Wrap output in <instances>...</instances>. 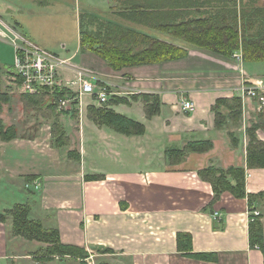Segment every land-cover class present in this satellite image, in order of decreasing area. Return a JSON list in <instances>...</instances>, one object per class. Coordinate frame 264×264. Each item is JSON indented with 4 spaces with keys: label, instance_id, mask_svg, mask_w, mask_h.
<instances>
[{
    "label": "crops",
    "instance_id": "crops-1",
    "mask_svg": "<svg viewBox=\"0 0 264 264\" xmlns=\"http://www.w3.org/2000/svg\"><path fill=\"white\" fill-rule=\"evenodd\" d=\"M22 9L21 0H0V28H10L22 40L44 47V41L31 31L29 35L26 24L13 15ZM144 29L186 48L187 55L114 70L100 56L81 48L79 33L81 58L74 61L78 54H73L66 59L88 69L91 80L109 90V100L101 105L88 102L84 109L77 105L56 109V113L43 109L38 124L30 122L24 128L17 119L14 123V118L4 119L6 126L16 124V136L0 137V214L6 215L5 221L0 220V264L76 262L57 256L39 259L36 252L42 241L13 230L10 212L18 203L28 205L29 218L58 230L63 243L84 248L89 253L87 264H264L262 251L248 238L250 210L259 211L264 229V167L247 163L246 120L256 115L258 102L243 94L245 84L264 79L263 69H257L264 61L244 60L241 47L224 55L166 30ZM2 40L8 38L0 36ZM3 70L10 71L0 66V77ZM74 76L73 68L60 70L64 85ZM145 95L158 106L152 116L146 113ZM235 96L242 99V117L237 123L227 118L218 127L213 106L219 98ZM184 100H192L194 110L186 111ZM91 105L108 106L142 123L145 132L127 135L99 124L89 115ZM258 135L264 139L262 132ZM205 140L213 145L204 152L189 151L183 159L170 154ZM208 166L244 168L246 190L257 194L252 204L247 196L236 197L229 191L213 199L211 184L198 175ZM94 174L103 177L89 180L88 175ZM179 233L191 235L194 252L213 253L216 258L182 253Z\"/></svg>",
    "mask_w": 264,
    "mask_h": 264
},
{
    "label": "trees",
    "instance_id": "trees-1",
    "mask_svg": "<svg viewBox=\"0 0 264 264\" xmlns=\"http://www.w3.org/2000/svg\"><path fill=\"white\" fill-rule=\"evenodd\" d=\"M123 7L105 17L96 12L80 11V46L84 51H91L104 59L112 69L121 70L126 67L156 63L160 61L185 57L188 50L158 36L151 35L144 28L166 30L174 35L184 38L190 44L200 48L208 49L216 53L231 55L234 51L242 48L243 57L246 61H264V6L260 0H249L253 2L250 7L239 10L229 7L237 0H117ZM243 1V0H238ZM203 4L205 10H201ZM199 10V11H197ZM241 17V19H239ZM239 22L243 23L241 27ZM260 21L259 28H253V20ZM246 21V22H245ZM245 24V25H244ZM252 24L249 28L247 25ZM91 37V38H89ZM19 85L22 80L17 79ZM71 90L66 88L54 89L52 96L48 89L41 93L25 96L35 101L44 96L59 97ZM146 113L149 116L157 113L156 102L150 103L145 95ZM36 97V98H35ZM8 100V93L0 90V103ZM122 99H116L118 102ZM52 104V103H51ZM53 108H57L52 104ZM242 99L240 96L232 98H219L213 110L216 114V125L222 127L227 118L237 121L242 117ZM222 109H226L223 112ZM1 110V106H0ZM58 110V109H57ZM92 119L99 124H105L116 131L127 135H139L145 132L142 123L125 115L116 113L108 106L89 107ZM1 112V111H0ZM264 114L261 115V119ZM53 127V132L62 138L59 129ZM16 128L6 126L0 119V137L11 139L16 136ZM249 141L247 145L248 167H264V139L257 133L264 132V121L248 127ZM264 134V133H263ZM235 141V139H234ZM211 141H195L187 144L182 150H173L170 154H179L183 159L187 152H204L212 147ZM245 169L230 167L223 168L208 166L198 171V175L211 184L214 198L218 199L222 192L229 191L236 197H248L250 204L257 194L248 193L245 182ZM101 174L88 175L89 180L102 178ZM251 209L252 206H250ZM10 214L13 217V230L17 234L24 235L30 239L47 241L41 260L49 261L56 255L80 258L81 264H87L85 259L89 253L82 247L63 243L58 230L45 228L41 221L29 218V208L26 203L15 204ZM0 220L5 221L6 215L0 214ZM259 217L250 221L249 239L251 246L260 248L264 255V229ZM190 234H178V249L191 257L214 260L216 256L208 252H194ZM45 241V242H46ZM50 246V248H48ZM52 247V248H51ZM48 249V250H47ZM47 250V251H46ZM264 263V262H263ZM98 264H111L107 261Z\"/></svg>",
    "mask_w": 264,
    "mask_h": 264
},
{
    "label": "rangeland",
    "instance_id": "rangeland-1",
    "mask_svg": "<svg viewBox=\"0 0 264 264\" xmlns=\"http://www.w3.org/2000/svg\"><path fill=\"white\" fill-rule=\"evenodd\" d=\"M111 1L112 0H21L23 9L20 11H15L13 15H17L16 16L17 19L26 24L27 27L26 31H28L27 33H29V35H30L29 31H31L33 34H35V37H40L41 40L44 41V47L48 48L52 52H55L59 54L61 57H65V58L72 56L73 54H78V56L74 61H79L81 58V53L80 51H78L79 50L78 37L80 33L78 31L79 29L78 13L80 11L86 10V11L99 13L101 15H104L105 17H109L110 14L108 10ZM260 1H261L260 4L264 6V0H260ZM113 2L114 3L112 5V9L110 12L111 14L116 15V11L119 9L121 10L123 5L121 2H118L117 0H113ZM247 4L249 5L248 7H250L251 4H253V2L249 0H243L240 3V1L237 0L236 2H232L228 6L231 8L236 7L239 10H242L246 8ZM204 7H207V4H203L201 10H205ZM239 19H241V17ZM239 19H238V25L242 27L243 23L241 22V20L239 22ZM260 21L254 19L253 20L254 29L250 31L253 30L255 31V29H258ZM251 25L252 24L250 25L248 24L247 27L249 28ZM4 29L7 32L6 38H10V36L13 37L14 32L10 28H4ZM170 34L173 33L170 32ZM7 41L4 40L0 41V52L1 54H3L2 58L0 59V66L6 68L7 70H10V71L3 70L1 72L3 76L0 77V90L8 93V100L6 102L0 103L1 106L0 119L3 118L1 119L3 122L4 119L5 121L8 122L14 118V120H11L13 123L17 119L16 122L22 124V128L27 127V125L30 122H32L31 125H37L38 120L40 119L39 113H42L41 111L43 109L51 113H56L57 108H53L52 105L55 99L50 96L49 97L44 96L43 98H41V100H38V98L35 97L36 98L35 101L26 98L25 95L27 93L22 91L21 86L19 85L17 79H15L16 78L14 76L15 70L11 68V66L14 65V61H15L14 44H12L10 41H9L10 43ZM18 41L21 42V40ZM37 43L39 42L37 41ZM235 55L236 57L239 56L238 54ZM237 58L241 59V57H237ZM250 62H255V61H250ZM257 69H263L264 71V63L262 66L258 67ZM257 80L255 81L251 80L249 83L245 84L246 86L243 87V91L246 90L247 88L254 86ZM261 80H263L262 84L264 86V79ZM11 92H14L13 96ZM52 94L50 95L52 96ZM83 100H82L84 102V106L82 104L83 109L84 107H86V104L88 102L98 103L97 99H92L87 95L83 97ZM255 108L257 112L256 115H253V117H251L249 120H246L249 121L248 127L257 124L258 122L264 121V116L262 117L263 119H261V115L264 114V110L258 108V103ZM15 125L16 124H14V126L13 125H9V126L15 128ZM23 131H26V129ZM9 195H11V193ZM50 240L48 241L50 242ZM45 241L42 242L43 245H41L42 247L40 248V250L36 252L37 254L40 253L41 256L44 254L46 247L50 244L49 242L47 241L45 242ZM48 248H50V246ZM58 257H61L62 259L71 258L74 261H76L72 264H81L80 258L77 259L72 256L70 257L69 255H64V256L58 255L57 258ZM56 264H63V263L58 262Z\"/></svg>",
    "mask_w": 264,
    "mask_h": 264
},
{
    "label": "built area",
    "instance_id": "built-area-1",
    "mask_svg": "<svg viewBox=\"0 0 264 264\" xmlns=\"http://www.w3.org/2000/svg\"><path fill=\"white\" fill-rule=\"evenodd\" d=\"M10 40L16 48L14 69L16 76L22 80L21 89L25 93L37 94L43 90L49 91L50 94L57 88H66L71 90L62 96L53 97L55 100L53 104L56 105L59 111H65L73 105H82L81 101L86 95L95 97L99 104H104L110 96V92L105 86L98 87L91 79L90 71L85 68H78L71 64L69 59L62 58L59 55L50 52V50L35 44L28 40H22L20 36L13 33ZM0 36L6 37L5 29L0 28ZM21 40L22 42H19ZM240 56V55H239ZM237 56V57H239ZM63 68H73L76 71L75 78L64 85L60 81V70ZM263 80H257L256 84L243 91L244 95L257 99L260 109L264 110V89ZM76 86L77 89H73ZM263 91H261V90ZM183 108L186 111L194 110V102L192 100H185ZM38 188L39 183H33ZM29 186V183H26ZM260 215L257 209L250 210V221L254 220Z\"/></svg>",
    "mask_w": 264,
    "mask_h": 264
},
{
    "label": "bare ground",
    "instance_id": "bare-ground-1",
    "mask_svg": "<svg viewBox=\"0 0 264 264\" xmlns=\"http://www.w3.org/2000/svg\"><path fill=\"white\" fill-rule=\"evenodd\" d=\"M8 41H9V38H8ZM11 43H12V41H10ZM13 44V43H12ZM15 47V46H14ZM15 52H16V48H15ZM15 52H14V54H15ZM239 53V52H238ZM15 62V61H14ZM185 101V100H184ZM183 101V102H184ZM79 106V105H78ZM82 105H80V107H81Z\"/></svg>",
    "mask_w": 264,
    "mask_h": 264
}]
</instances>
